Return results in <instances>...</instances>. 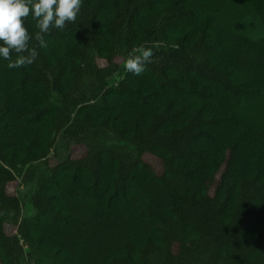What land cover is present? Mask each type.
I'll list each match as a JSON object with an SVG mask.
<instances>
[{"label": "trees", "instance_id": "obj_1", "mask_svg": "<svg viewBox=\"0 0 264 264\" xmlns=\"http://www.w3.org/2000/svg\"><path fill=\"white\" fill-rule=\"evenodd\" d=\"M43 38L0 60V264H264V0H82Z\"/></svg>", "mask_w": 264, "mask_h": 264}, {"label": "clouds", "instance_id": "obj_2", "mask_svg": "<svg viewBox=\"0 0 264 264\" xmlns=\"http://www.w3.org/2000/svg\"><path fill=\"white\" fill-rule=\"evenodd\" d=\"M81 6L82 0H0V60L8 61L7 66L12 69L33 64L38 52L31 41L35 39L46 47L44 35L76 21ZM30 15L39 29L34 35L27 24ZM152 57L153 50L143 48L139 54L129 56L125 68L140 76Z\"/></svg>", "mask_w": 264, "mask_h": 264}, {"label": "rangeland", "instance_id": "obj_3", "mask_svg": "<svg viewBox=\"0 0 264 264\" xmlns=\"http://www.w3.org/2000/svg\"><path fill=\"white\" fill-rule=\"evenodd\" d=\"M116 62L118 64L125 65L126 60L123 57H118ZM101 64H104L103 61L100 62ZM121 79V76L116 74L113 78L109 80V84H117L118 81ZM86 151V148L84 146L76 145L74 142L71 141H65L62 136L58 137L56 147L52 151V163H58L61 162L69 157H78L82 154H84ZM131 157L133 159H136V156L134 153H130ZM142 159L146 161L147 163L151 164L155 170L158 173H161L163 170L161 161L150 154H145ZM34 192V189L32 186L24 184L20 179L17 181L10 183L8 185V193L14 196H17L22 204H23V215L29 216L33 213V202H32V194ZM5 231L8 235L13 236L17 233L16 227L6 225Z\"/></svg>", "mask_w": 264, "mask_h": 264}]
</instances>
